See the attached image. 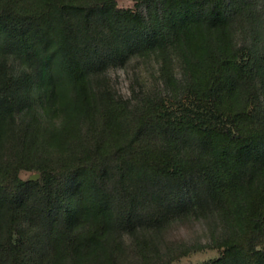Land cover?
I'll use <instances>...</instances> for the list:
<instances>
[{
    "label": "trees",
    "instance_id": "obj_1",
    "mask_svg": "<svg viewBox=\"0 0 264 264\" xmlns=\"http://www.w3.org/2000/svg\"><path fill=\"white\" fill-rule=\"evenodd\" d=\"M133 57L161 82L135 106L105 77ZM188 216L217 223L211 244H163ZM206 247L264 264V0H0V264Z\"/></svg>",
    "mask_w": 264,
    "mask_h": 264
},
{
    "label": "rangeland",
    "instance_id": "obj_2",
    "mask_svg": "<svg viewBox=\"0 0 264 264\" xmlns=\"http://www.w3.org/2000/svg\"><path fill=\"white\" fill-rule=\"evenodd\" d=\"M121 9H132L140 0H116ZM176 75L180 74L178 60L173 63ZM106 80L116 97L131 106L141 103L142 99L151 94H158L161 82L159 80V62L154 58L133 57L123 65L110 68ZM30 174L21 173L23 180L29 179ZM218 234L217 223L212 219H197L194 216L173 219L161 233V242L171 244H200L208 246L213 236ZM219 256V252L211 247L193 251L187 256L179 257L169 264H203L209 259Z\"/></svg>",
    "mask_w": 264,
    "mask_h": 264
},
{
    "label": "water",
    "instance_id": "obj_3",
    "mask_svg": "<svg viewBox=\"0 0 264 264\" xmlns=\"http://www.w3.org/2000/svg\"><path fill=\"white\" fill-rule=\"evenodd\" d=\"M38 178H39V175H38V174H33V175L30 176L29 180H30V181H35V180H37Z\"/></svg>",
    "mask_w": 264,
    "mask_h": 264
}]
</instances>
